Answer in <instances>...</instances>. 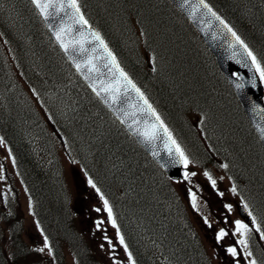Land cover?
<instances>
[{"label":"trees","instance_id":"16d2710c","mask_svg":"<svg viewBox=\"0 0 264 264\" xmlns=\"http://www.w3.org/2000/svg\"><path fill=\"white\" fill-rule=\"evenodd\" d=\"M205 1L264 67V0ZM77 4L171 130L173 124L188 139L197 130L191 116L216 136L226 125L240 137V126L232 124H245L244 115L228 84L167 0ZM0 140L56 264H107L91 247V225L73 215L62 158L109 202L135 264H207L172 183L79 80L28 0H0ZM8 187L12 200L2 195L0 205V264H49L23 242L20 209Z\"/></svg>","mask_w":264,"mask_h":264},{"label":"rangeland","instance_id":"374dc122","mask_svg":"<svg viewBox=\"0 0 264 264\" xmlns=\"http://www.w3.org/2000/svg\"><path fill=\"white\" fill-rule=\"evenodd\" d=\"M154 15L158 16L157 12ZM161 114L167 119L166 115L168 114L165 111ZM193 118L190 116L189 120ZM196 123H198L197 118L194 120L195 129H197ZM218 123L222 124L223 122L218 119ZM237 124L241 129L238 134L240 137H237L234 130V134L227 131L226 125L225 127L221 126V136L214 135L213 130L212 132L206 130L207 128L205 129L201 125L195 132L190 131L188 139L182 138V134L178 133L171 124L183 151L189 157V164L186 167L187 178L182 182H173L172 186L189 212V221L199 236L206 254L207 264H250L252 260L258 264L256 259V256L260 257L258 244H263V239L253 224L249 226L252 229L251 232L245 235L235 233V221L239 220L244 223L236 215V207L239 205L250 207L257 224L264 229V222L260 218V216L263 217V214H259L258 211L264 213V183H256L260 179L264 180L262 154L245 124L243 123L242 126L235 119L232 125L237 126ZM26 140L29 143L28 137ZM62 159L73 215L82 225H91L90 234L95 238V243L91 247L96 250L98 247L102 254H106L104 260L107 264H130L128 255L115 234V227L107 217L103 200L86 186L84 176L77 166L70 161H65L64 158ZM262 160L264 161V159ZM254 171L256 172L254 173ZM205 172L209 173L216 181L215 186L205 176ZM251 172H253L252 176ZM192 173L195 175H191ZM257 176L258 179L254 178ZM16 177L6 146L0 142V205L3 202L2 195L3 197L8 195V198L12 200L8 187L11 183L21 213V217H18L23 225L22 240L35 251L46 256L44 237L33 217L27 195ZM241 181L245 186H242ZM249 185L251 194L247 195L244 191ZM233 188H235V192L232 191ZM228 205L231 206L230 209L226 207ZM96 209H100V211H96ZM221 229H224L227 235L218 241L217 234ZM241 239H246V248L238 243ZM41 248H44V251H39ZM229 248H236L238 255L233 257L228 251ZM65 255L67 260L71 261L70 253L67 252ZM98 255L102 257L100 254Z\"/></svg>","mask_w":264,"mask_h":264},{"label":"water","instance_id":"95a60500","mask_svg":"<svg viewBox=\"0 0 264 264\" xmlns=\"http://www.w3.org/2000/svg\"><path fill=\"white\" fill-rule=\"evenodd\" d=\"M29 1L69 65L89 91L166 176L179 180L182 174V160L175 152V145L169 142L168 147L172 149L170 153L164 139L146 141L137 134L136 130L142 131L145 122L152 123L154 117L149 118L146 112L141 111L147 106L132 90L131 85L126 86L119 70L112 65L111 58L103 48L98 47L99 42L91 36V33L96 31L90 26L74 22L77 17H74L73 10L67 7L68 0H63V10L49 9L53 15L47 20L32 0ZM170 1L196 29L213 55L218 69L227 79L264 149V87L244 47L235 41L224 24L215 19L207 9L198 7V0ZM54 2L59 5L61 0ZM60 28L65 29L61 33L64 43L71 45L67 52L55 36ZM81 43L85 49L83 51ZM237 213L245 222H249V215L244 207H238Z\"/></svg>","mask_w":264,"mask_h":264},{"label":"snow or ice","instance_id":"6c2138e0","mask_svg":"<svg viewBox=\"0 0 264 264\" xmlns=\"http://www.w3.org/2000/svg\"><path fill=\"white\" fill-rule=\"evenodd\" d=\"M32 3L40 10L41 14L44 15V18L47 20L49 16L53 15V12L49 11V9H58L63 10L64 4L63 0L58 4L54 2V0H32ZM202 6L203 8L207 9L209 13L215 19L219 20L221 24H224V27L228 29L229 32H231L232 36L235 38V41L244 47V49L247 51V55L251 57L253 64L256 66V70L260 74V78L262 81H264V67L261 66L260 62L257 61L256 56L252 53L251 50L248 49L247 45L244 43L243 40L231 29L228 27L227 24L224 23L223 20L220 19L219 16L216 15L215 12H212L211 8L205 3V0H198V7ZM67 7L73 10V16L77 17L75 19L76 24L84 25L87 24V21L84 19L83 15L80 14V9L77 4V0H68ZM64 28H60L56 33V39L60 42L61 47L67 52L69 46L64 43V40L61 36V33L64 32ZM91 36L94 40L98 41V47H101L104 49V51L107 53V56L111 58V63L114 67H116L119 70L120 77L123 78V80L126 82L127 85H131V88L133 91H135L139 97L140 100L143 101L144 105L147 106V108L141 109L142 112H146L149 118L154 117V121L152 123L145 122V128L141 131L140 129H137V134L142 136L146 141H154L157 139H164L165 140V146H169V142L171 145H175V152L179 155V157L183 160L184 166H188V159L185 157L183 150L180 148V146L176 143V141L172 138V134L169 132L168 128L165 126L164 122L161 120L160 116L156 113L155 109L152 108V106L148 103L147 99L144 97L143 93L140 92V89L136 87L135 84L132 83V81L128 78L127 74L123 72L122 69H119L118 64L116 63V58L112 56V53L108 50L107 45L104 43L103 39L100 37L99 33L92 32ZM81 50H85L83 48V43H81ZM77 68H79V65H77ZM155 70V69H153ZM95 91V88H94ZM104 91H108V89H104ZM99 95V93H97ZM2 142V141H0ZM169 152H172L171 147H168ZM14 162V161H13ZM224 167H227V165H224ZM191 175H195V173H192ZM188 173H185V178H187ZM205 176L211 180L212 185L215 186L216 181L212 179V177L209 175V173L205 172ZM91 184L92 182L89 181ZM92 186L95 188V184H92ZM233 192H235V188L232 189ZM97 192H99V189H97ZM101 199L103 200L104 209L108 213L109 220L112 223L113 227H117L116 221L113 218V212L112 208L109 205V202L104 199L103 195L101 194ZM195 206V204H193ZM229 209L231 208L230 205L226 206ZM245 209L247 208V205H244ZM96 211H100V209H96ZM249 216H251V223L255 225V230L257 232H261V238L264 239V232L261 231L260 226L256 222V218L252 216L251 212L248 213ZM102 223V222H100ZM252 229L249 227L248 224L242 223L241 221L237 220L235 221V233H239L241 235H245L249 232H251ZM117 235L119 236V229H117ZM227 235L224 229H221L220 232L217 234V240L219 241L223 236ZM119 242L121 245H124L125 251L127 252L128 259L130 261V264H135V261L132 259V254L127 251V245L124 243L123 236H119ZM110 243V242H109ZM239 244H242L247 247V241L246 239H241L238 241ZM44 247L49 248L47 237L44 238ZM39 251H44V248L39 249ZM49 251L51 249L49 248ZM228 251L231 253L233 257H236L238 255L236 248H229ZM248 255L250 256L251 253L249 252ZM250 264H256L255 260L250 261Z\"/></svg>","mask_w":264,"mask_h":264},{"label":"bare ground","instance_id":"6f19581e","mask_svg":"<svg viewBox=\"0 0 264 264\" xmlns=\"http://www.w3.org/2000/svg\"><path fill=\"white\" fill-rule=\"evenodd\" d=\"M262 16H263V19H264V15L262 14Z\"/></svg>","mask_w":264,"mask_h":264}]
</instances>
